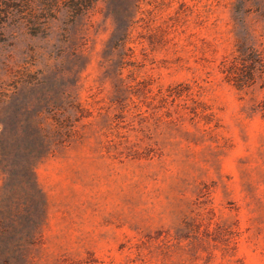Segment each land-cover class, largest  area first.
I'll return each mask as SVG.
<instances>
[{
    "label": "rangeland",
    "instance_id": "1",
    "mask_svg": "<svg viewBox=\"0 0 264 264\" xmlns=\"http://www.w3.org/2000/svg\"><path fill=\"white\" fill-rule=\"evenodd\" d=\"M2 228L7 264H264V0H0Z\"/></svg>",
    "mask_w": 264,
    "mask_h": 264
},
{
    "label": "trees",
    "instance_id": "2",
    "mask_svg": "<svg viewBox=\"0 0 264 264\" xmlns=\"http://www.w3.org/2000/svg\"><path fill=\"white\" fill-rule=\"evenodd\" d=\"M28 185H29V189L27 191V194L30 200L29 209L38 208L39 203H41L42 200L41 191L37 187L35 179L32 178L31 176H28ZM10 235L11 233L9 232V229L7 228L0 229V257L2 264H7L6 250L9 247V242H7V239Z\"/></svg>",
    "mask_w": 264,
    "mask_h": 264
}]
</instances>
